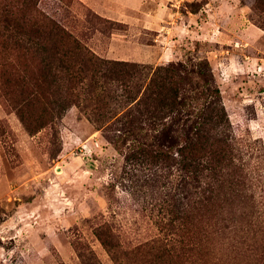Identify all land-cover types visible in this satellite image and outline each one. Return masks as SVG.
<instances>
[{
	"label": "rangeland",
	"instance_id": "obj_1",
	"mask_svg": "<svg viewBox=\"0 0 264 264\" xmlns=\"http://www.w3.org/2000/svg\"><path fill=\"white\" fill-rule=\"evenodd\" d=\"M13 4L55 18L104 59L208 61L241 157L264 175V0H0ZM3 63L0 49V77ZM1 89L0 264H116L95 235L104 223L126 253L160 236V204L175 192L167 178L133 174L125 149L79 106L29 132Z\"/></svg>",
	"mask_w": 264,
	"mask_h": 264
},
{
	"label": "trees",
	"instance_id": "obj_2",
	"mask_svg": "<svg viewBox=\"0 0 264 264\" xmlns=\"http://www.w3.org/2000/svg\"><path fill=\"white\" fill-rule=\"evenodd\" d=\"M0 49L1 91L29 132L79 106L125 149L133 174L170 181L160 236L126 253L109 223L95 229L116 264H225L223 252L229 264H264V175L241 157L208 61L153 68L104 59L55 18L15 4L0 7Z\"/></svg>",
	"mask_w": 264,
	"mask_h": 264
}]
</instances>
